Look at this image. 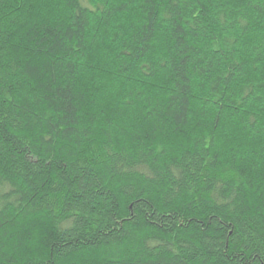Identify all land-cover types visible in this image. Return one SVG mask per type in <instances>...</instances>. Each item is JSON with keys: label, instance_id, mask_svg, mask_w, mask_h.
<instances>
[{"label": "trees", "instance_id": "16d2710c", "mask_svg": "<svg viewBox=\"0 0 264 264\" xmlns=\"http://www.w3.org/2000/svg\"><path fill=\"white\" fill-rule=\"evenodd\" d=\"M0 264H264V0H0Z\"/></svg>", "mask_w": 264, "mask_h": 264}]
</instances>
